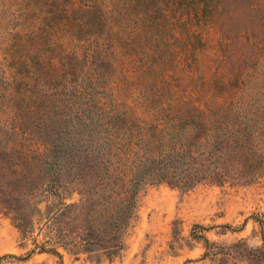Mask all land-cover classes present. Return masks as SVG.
<instances>
[{
	"label": "trees",
	"instance_id": "1",
	"mask_svg": "<svg viewBox=\"0 0 264 264\" xmlns=\"http://www.w3.org/2000/svg\"><path fill=\"white\" fill-rule=\"evenodd\" d=\"M176 1L182 14L178 22L196 28L190 33L195 48H185L180 60L193 72L191 82L201 80L202 85L191 91L170 84L155 87L138 99L144 100L140 107L113 102L110 109L66 121L44 112L26 129L29 115L20 114V93L14 86L18 69L31 68L48 84L72 80L80 64L70 56H53L39 42L11 37L4 48L14 73L11 87L0 97V210L24 244L34 246L29 255L63 259V250L76 259L112 262L127 247L147 186L166 184L187 192L200 184L249 185L264 176V0ZM69 11H82L86 27L99 22L103 28L106 20L76 4ZM242 19L249 25L239 31L235 23ZM66 27L74 40L76 27ZM208 29L219 33L221 53L209 81L198 58L209 48ZM106 40L115 75L116 58L126 46L112 33ZM63 49L59 45L53 51ZM161 50L170 52L169 44ZM165 65L152 62L151 73L162 74ZM255 221L261 246L251 247L246 240L223 245L202 237L203 259L264 264V215Z\"/></svg>",
	"mask_w": 264,
	"mask_h": 264
},
{
	"label": "rangeland",
	"instance_id": "2",
	"mask_svg": "<svg viewBox=\"0 0 264 264\" xmlns=\"http://www.w3.org/2000/svg\"><path fill=\"white\" fill-rule=\"evenodd\" d=\"M176 2L0 0V97L13 82L14 72L8 68L10 59L4 52L11 37L32 45L42 43L53 56H70L80 64L72 80L64 78L48 84L38 80L31 68L18 69L19 82L14 86L20 93V114L29 115L26 129L37 123L44 112L66 121L110 109L113 102L140 107L144 101H138L140 97L144 99L151 89L167 84L188 91L199 89L202 81L192 83L193 72H188L180 60L185 48H195L190 33L196 28L181 26L178 20L182 14ZM70 4H76L77 9H94L97 19L104 15L103 28L99 22L93 28L86 27L84 13L70 12ZM67 11L71 21L67 20ZM67 24L76 27L74 40L67 35ZM248 25L246 19L235 23L239 31ZM109 33L126 46L124 55L116 58L115 75L109 62H113V50L106 52ZM205 39L209 48L198 58L209 81L218 69L220 35L208 29ZM166 43L170 52L163 53L161 46ZM59 45L64 51H53ZM152 62H166L164 72L152 74ZM195 72L194 76L199 77L200 73ZM92 117L97 119V114ZM77 199L75 196L74 201ZM260 215H264V176L249 185L200 184L187 192L166 184L149 185L141 193L138 219L129 229L126 249L112 262L94 263L86 256L76 259L63 250V259L49 253L29 255L34 246L24 244L11 218L0 210V264H213L203 259L202 237L223 245L246 240L251 247L261 246L255 221Z\"/></svg>",
	"mask_w": 264,
	"mask_h": 264
}]
</instances>
